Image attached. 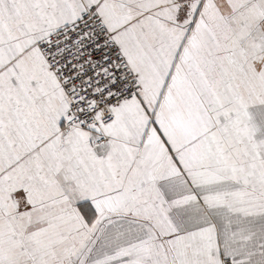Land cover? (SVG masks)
Returning <instances> with one entry per match:
<instances>
[{
	"label": "snow or ice",
	"instance_id": "1",
	"mask_svg": "<svg viewBox=\"0 0 264 264\" xmlns=\"http://www.w3.org/2000/svg\"><path fill=\"white\" fill-rule=\"evenodd\" d=\"M0 264H264V0H0Z\"/></svg>",
	"mask_w": 264,
	"mask_h": 264
}]
</instances>
